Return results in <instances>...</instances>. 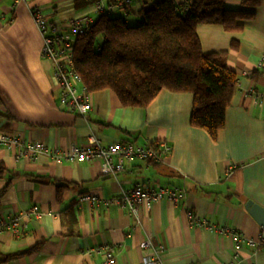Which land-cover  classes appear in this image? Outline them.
<instances>
[{
  "label": "crops",
  "instance_id": "0c3cea01",
  "mask_svg": "<svg viewBox=\"0 0 264 264\" xmlns=\"http://www.w3.org/2000/svg\"><path fill=\"white\" fill-rule=\"evenodd\" d=\"M150 1L133 0L115 15L135 23L141 6ZM240 1L224 0V5L242 8ZM25 2L41 6L48 19L61 25L89 12L85 0ZM27 4L0 0V134L61 149L72 142L85 144L94 135L104 144L164 140L172 150L157 163L133 159L113 177L100 173L99 161H55L44 155L15 159L16 147L0 144V216L34 205L40 212L22 217L17 234L0 232V260L19 253L0 264H105L103 253L93 250L105 244L113 246L117 264H140L150 252L140 247L146 238L163 246L161 264L231 261L232 241L190 225L187 208L255 240L240 244L233 264H264V230L260 237L261 225L245 208L248 200L264 208V69L255 67L264 51V0L241 31L218 24L196 27L202 50L225 53V65L238 79L215 140L189 124V92L161 89L141 109L122 106L111 90L103 89L90 93L87 118L63 110L51 64L40 56L42 40ZM53 180L66 185L59 197ZM142 182L177 186L185 196L176 204L157 201L148 211L141 209L138 218L119 205L77 202L81 193L111 197Z\"/></svg>",
  "mask_w": 264,
  "mask_h": 264
},
{
  "label": "trees",
  "instance_id": "16d2710c",
  "mask_svg": "<svg viewBox=\"0 0 264 264\" xmlns=\"http://www.w3.org/2000/svg\"><path fill=\"white\" fill-rule=\"evenodd\" d=\"M261 3L241 0L242 8L227 9L224 0H151L141 6L134 24L122 16L99 14L88 32L75 37V71L87 91L111 90L124 107L145 108L161 89L189 92V124L215 140L237 75L225 65V53L202 50L196 27L218 24L241 31ZM53 182L59 197L66 185ZM18 254H5L0 262Z\"/></svg>",
  "mask_w": 264,
  "mask_h": 264
},
{
  "label": "built area",
  "instance_id": "2783aa9c",
  "mask_svg": "<svg viewBox=\"0 0 264 264\" xmlns=\"http://www.w3.org/2000/svg\"><path fill=\"white\" fill-rule=\"evenodd\" d=\"M89 12H83L70 18L65 25L48 19L44 8L39 5H29L25 0H14L15 4L25 3L34 26L42 40L40 56L51 64V75L58 86L57 102L59 106L68 112H74L81 118H87L91 110L92 102L90 92L81 83L76 73L72 51L75 37L78 34L88 32L99 14L114 15L118 10L125 11L133 0H86ZM124 13V12H123ZM256 68L264 69V51L255 64ZM238 84V79H236ZM0 144L7 148L16 147L15 159L36 158L39 155L55 160L69 162L99 161L100 173L115 176L125 169V164L133 159H143L154 163L163 161L172 150L171 145L159 140L141 145L127 140L112 144H104L94 135H90L85 144L72 142L66 148H51L42 141H22L16 136L0 134ZM237 165L226 168V174H230ZM185 196L184 190L172 185L152 186L148 182L136 183L128 189H122L111 197H100L95 194L81 193L77 196V202L91 204L119 205L126 209L135 218H138L141 209L148 211L154 203L167 200L176 204ZM38 206H32L29 210L20 211L7 217L0 216V232L17 234L21 225V219L25 216H38ZM185 215L190 225L198 226L206 231L215 232L228 237L233 244L234 254L227 264L237 261L236 250L241 243L254 244L255 240L246 236L240 230L227 225H219L211 222L204 216L198 215L187 208ZM264 226H260L259 236L262 237ZM140 247L149 249V254L143 256L140 264H161L160 255L163 252L162 245H153L150 238L140 242ZM104 255L105 264H117L113 255L112 245H100L93 249Z\"/></svg>",
  "mask_w": 264,
  "mask_h": 264
},
{
  "label": "water",
  "instance_id": "95a60500",
  "mask_svg": "<svg viewBox=\"0 0 264 264\" xmlns=\"http://www.w3.org/2000/svg\"><path fill=\"white\" fill-rule=\"evenodd\" d=\"M246 210L255 218L261 226H264V208L248 200L245 203Z\"/></svg>",
  "mask_w": 264,
  "mask_h": 264
},
{
  "label": "rangeland",
  "instance_id": "374dc122",
  "mask_svg": "<svg viewBox=\"0 0 264 264\" xmlns=\"http://www.w3.org/2000/svg\"><path fill=\"white\" fill-rule=\"evenodd\" d=\"M129 24H134V22L132 20H128Z\"/></svg>",
  "mask_w": 264,
  "mask_h": 264
},
{
  "label": "bare ground",
  "instance_id": "6f19581e",
  "mask_svg": "<svg viewBox=\"0 0 264 264\" xmlns=\"http://www.w3.org/2000/svg\"><path fill=\"white\" fill-rule=\"evenodd\" d=\"M89 92V91H88ZM90 93H92V92H90Z\"/></svg>",
  "mask_w": 264,
  "mask_h": 264
}]
</instances>
